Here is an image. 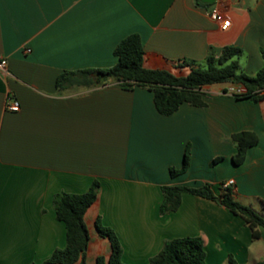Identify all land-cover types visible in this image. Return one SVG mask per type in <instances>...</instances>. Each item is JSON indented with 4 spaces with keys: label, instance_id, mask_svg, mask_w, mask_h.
Masks as SVG:
<instances>
[{
    "label": "crops",
    "instance_id": "1",
    "mask_svg": "<svg viewBox=\"0 0 264 264\" xmlns=\"http://www.w3.org/2000/svg\"><path fill=\"white\" fill-rule=\"evenodd\" d=\"M214 9L231 20L228 29ZM133 33L147 68L185 74L179 61L201 64L211 47L220 54L235 45L241 68L255 75L264 64V0H0V56L8 59L0 75V264L41 263L65 247L55 195L86 192L95 180L98 197L85 214L89 264L112 253L98 220L118 235L126 264H148L182 236L202 237L208 264L264 260V225L254 238L242 216L213 199L184 192L177 210L160 211L165 185L210 182L220 192L234 180L235 198L264 218V97L238 99L226 91L231 82L209 84L206 105L184 102L165 115L143 86H57L64 71L116 64V46ZM9 98L19 111L8 109ZM239 131L259 141L236 165ZM188 144L190 166L173 176Z\"/></svg>",
    "mask_w": 264,
    "mask_h": 264
},
{
    "label": "trees",
    "instance_id": "2",
    "mask_svg": "<svg viewBox=\"0 0 264 264\" xmlns=\"http://www.w3.org/2000/svg\"><path fill=\"white\" fill-rule=\"evenodd\" d=\"M201 5H210L198 0ZM118 60L111 67L103 69L68 70L57 78L59 88L77 86H96L110 81L118 82L126 89L143 86L154 92V101L160 113L170 115L176 112L182 103L196 106L206 105L204 87L209 84L231 82L242 84L246 92L235 95L238 99L258 100L264 97V64L255 75L241 68L239 58L243 53L241 47L227 45L220 54L211 47L203 63L197 64L184 59L178 62L180 67H189L185 74H177L169 69L147 68L144 65L145 49L138 33L125 37L115 48ZM98 73L95 75V73ZM237 151L232 160L236 165L242 164L248 150L255 146L258 135L252 131H239L232 135ZM191 147L187 145L181 168L171 167L173 176L184 173L191 163ZM223 157L212 160L215 165ZM233 184H227L216 191L213 184L206 182L200 186L165 185L161 213L175 211L179 208L184 192L213 199L229 208L233 213L242 216L252 229L254 238L259 236L257 227L264 225V218L250 205L241 203L235 198ZM100 182L95 180L91 188L83 193L59 192L55 195L56 216L66 225V245L57 248L50 257L41 263L30 264H89L86 251L90 241V232L85 221V214L98 197ZM264 208V200H262ZM97 228L103 237L110 240L112 253L107 259L101 255L96 264H126L122 260L123 246L115 231L97 221ZM148 264H208L204 241L200 236H182L166 240L163 248ZM227 264H238L231 256ZM256 264H264V260Z\"/></svg>",
    "mask_w": 264,
    "mask_h": 264
},
{
    "label": "built area",
    "instance_id": "3",
    "mask_svg": "<svg viewBox=\"0 0 264 264\" xmlns=\"http://www.w3.org/2000/svg\"><path fill=\"white\" fill-rule=\"evenodd\" d=\"M211 17L220 23L222 29H228L231 25V20L226 16L224 11L220 9L212 10ZM8 68V59L5 56H0V75H4L7 73ZM227 93L230 95H240L246 92V87L242 84L231 83L227 89ZM264 93V90H263ZM7 107L11 111H19L21 109V103L16 98H9ZM234 180H230L227 184H233ZM226 184V185H227Z\"/></svg>",
    "mask_w": 264,
    "mask_h": 264
},
{
    "label": "water",
    "instance_id": "4",
    "mask_svg": "<svg viewBox=\"0 0 264 264\" xmlns=\"http://www.w3.org/2000/svg\"><path fill=\"white\" fill-rule=\"evenodd\" d=\"M203 3H206V4H212V3H215L217 0H201ZM95 74H98L97 72Z\"/></svg>",
    "mask_w": 264,
    "mask_h": 264
},
{
    "label": "rangeland",
    "instance_id": "5",
    "mask_svg": "<svg viewBox=\"0 0 264 264\" xmlns=\"http://www.w3.org/2000/svg\"><path fill=\"white\" fill-rule=\"evenodd\" d=\"M244 59V57H242V60ZM242 65L244 66V60L242 61Z\"/></svg>",
    "mask_w": 264,
    "mask_h": 264
}]
</instances>
